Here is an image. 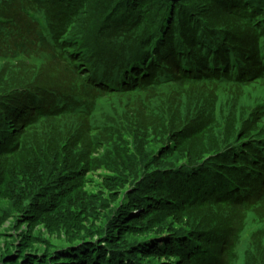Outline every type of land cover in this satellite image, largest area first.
Masks as SVG:
<instances>
[{
	"label": "trees",
	"instance_id": "1",
	"mask_svg": "<svg viewBox=\"0 0 264 264\" xmlns=\"http://www.w3.org/2000/svg\"><path fill=\"white\" fill-rule=\"evenodd\" d=\"M0 264H264V0H0Z\"/></svg>",
	"mask_w": 264,
	"mask_h": 264
},
{
	"label": "rangeland",
	"instance_id": "2",
	"mask_svg": "<svg viewBox=\"0 0 264 264\" xmlns=\"http://www.w3.org/2000/svg\"><path fill=\"white\" fill-rule=\"evenodd\" d=\"M9 225H10L9 222H6V223L4 224V226H3V229L7 228Z\"/></svg>",
	"mask_w": 264,
	"mask_h": 264
}]
</instances>
